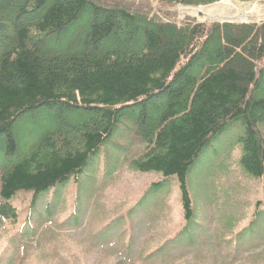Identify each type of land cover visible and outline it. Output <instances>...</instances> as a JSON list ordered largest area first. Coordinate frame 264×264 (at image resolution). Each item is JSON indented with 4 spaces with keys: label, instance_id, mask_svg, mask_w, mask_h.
Here are the masks:
<instances>
[{
    "label": "trees",
    "instance_id": "1",
    "mask_svg": "<svg viewBox=\"0 0 264 264\" xmlns=\"http://www.w3.org/2000/svg\"><path fill=\"white\" fill-rule=\"evenodd\" d=\"M218 1L0 0V224L16 220L11 201L31 193L38 247L55 244L65 226L77 230L82 198L104 190H86L80 175L117 136L125 169L176 180L183 225L155 230L171 214L170 183L167 191L149 185L110 217L97 198L91 240L110 251L111 264H183L186 248L194 254L185 264H264V201L255 199L248 213L249 204L234 199L238 180L229 189L213 173L202 187L190 180L202 151L236 121L238 165L214 176L264 177V20L179 19V8ZM38 110L48 112L43 129L35 137L21 133L19 125ZM73 177L75 219L56 223L55 233L52 216ZM147 222L154 230L139 242Z\"/></svg>",
    "mask_w": 264,
    "mask_h": 264
},
{
    "label": "rangeland",
    "instance_id": "2",
    "mask_svg": "<svg viewBox=\"0 0 264 264\" xmlns=\"http://www.w3.org/2000/svg\"><path fill=\"white\" fill-rule=\"evenodd\" d=\"M223 3L235 8L238 14L233 15L223 12L219 15H206L205 9L208 6L200 8H179V19L190 16L198 21L237 20L246 22L248 20H264V3L253 2L249 4H238L233 0H219L217 5ZM199 13H202L203 16H200ZM47 119L48 112L38 110L27 115L25 117V122L27 123L24 122L23 127L20 124L18 128L21 133L24 134L30 131V135L35 137L36 133H39L43 129ZM261 129L264 133V122ZM241 133L242 124L240 121H236L232 122L222 133L212 139L211 143L202 151L193 165V173L190 175L193 188H196V185L197 187H202L204 184H207L209 176L212 173L214 175L215 173L217 174L218 172L214 173V171H218L220 167H229L231 170L233 167H237L241 157V145L238 142ZM120 146H122V142L117 136L105 142L101 151L85 166L87 167L85 174L80 175L79 179L82 180L83 187H86V190L98 187L104 190L93 192L94 194L92 193V197L89 200L82 198L83 205L81 211H84L82 216L83 222L77 230L65 226L70 225L75 219L71 212L76 188L72 182L75 181L76 177L71 178L70 185H66L61 189L60 195L62 197V203L52 216L53 221L56 219L51 229L55 233L58 232L55 229L56 223L65 226V229L59 233L57 242L49 245V247H38L36 238L38 237L40 239L41 232L36 233V214L38 213L29 207L31 193L15 197L11 201L18 212V217L16 220L14 219L16 221L15 224L13 219L8 221L9 223L5 222L0 224V264H111V259L113 258H111L112 254L110 251L106 250L105 247L95 245L91 240L93 239L92 232L97 225L93 222L89 225L91 211L94 209L92 203L97 198H100L101 203L104 205L103 208L107 212V217H110L114 212L118 211V205H122L120 207L121 209L139 200L145 189L152 184L160 183V187H164V191H167L168 183H170L172 189V196L170 195L169 199L166 198L167 203H171V214L164 224L159 225L155 229L157 230L156 233L162 234L171 231V229L181 227L183 225V215L177 203L179 190L176 180L174 178L164 179L160 174L155 173H131L125 169L127 167L125 165V159L128 155L122 154ZM1 162L2 158H0ZM115 167H120V169H116ZM113 169H116V171L113 172ZM112 172L116 178L113 180V183H109ZM214 175H211V178L219 179L217 185H220V188L222 186L224 189H229L231 186L227 187V185L234 180L240 182L239 188L241 189H239V193H236L237 195L235 194L236 197L234 199L244 202L245 205L249 204L248 213L251 211L252 202L255 199L260 198L264 201V177L257 181V183H253L244 181L237 171L230 173L228 181L223 180V175ZM242 185H246L249 190L246 187L243 189L241 187ZM52 190L50 189L47 193L48 197L51 196ZM147 214V212H143L139 215L138 219L141 222L140 228L143 227L142 224L147 219ZM87 218L88 224H85ZM96 222L99 221L97 220ZM144 225L146 228L137 235L139 236V242L147 241L154 230H150V224L148 222ZM127 230L135 234L131 228ZM88 245L92 247L89 248ZM206 249L207 247L204 250ZM193 251L194 248H186L182 250L181 254L187 258L194 254ZM185 257L182 262L183 264L191 259L190 257L186 260ZM206 261H210L208 264L219 263V261L215 263L211 258ZM124 264L130 263L124 262Z\"/></svg>",
    "mask_w": 264,
    "mask_h": 264
},
{
    "label": "bare ground",
    "instance_id": "3",
    "mask_svg": "<svg viewBox=\"0 0 264 264\" xmlns=\"http://www.w3.org/2000/svg\"><path fill=\"white\" fill-rule=\"evenodd\" d=\"M206 15H219L223 12L225 13H231V14H238V12L235 10V8L230 7L229 4H219L217 6L208 7L205 9Z\"/></svg>",
    "mask_w": 264,
    "mask_h": 264
},
{
    "label": "water",
    "instance_id": "4",
    "mask_svg": "<svg viewBox=\"0 0 264 264\" xmlns=\"http://www.w3.org/2000/svg\"><path fill=\"white\" fill-rule=\"evenodd\" d=\"M212 6H217V4H213V5H210V6H208V7H212ZM208 7H206V8H208ZM199 15H200V16H203L202 13H199Z\"/></svg>",
    "mask_w": 264,
    "mask_h": 264
}]
</instances>
